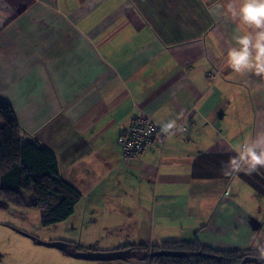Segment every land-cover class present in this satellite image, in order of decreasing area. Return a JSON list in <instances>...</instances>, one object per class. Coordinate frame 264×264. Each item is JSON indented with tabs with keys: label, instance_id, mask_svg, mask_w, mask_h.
Returning <instances> with one entry per match:
<instances>
[{
	"label": "crops",
	"instance_id": "1",
	"mask_svg": "<svg viewBox=\"0 0 264 264\" xmlns=\"http://www.w3.org/2000/svg\"><path fill=\"white\" fill-rule=\"evenodd\" d=\"M218 2L229 0H0V101L80 193L45 234L8 237L3 264H148L40 242L112 252L197 239L264 254V175L221 171L264 132V77L227 66L237 23L210 14ZM132 115L188 131L125 161L117 139Z\"/></svg>",
	"mask_w": 264,
	"mask_h": 264
},
{
	"label": "trees",
	"instance_id": "2",
	"mask_svg": "<svg viewBox=\"0 0 264 264\" xmlns=\"http://www.w3.org/2000/svg\"><path fill=\"white\" fill-rule=\"evenodd\" d=\"M0 199L16 207H32L40 213L42 226L67 219L74 211L80 193L59 174L56 156L48 148L34 142H22V131L10 105L0 101ZM23 193H32L34 202L27 204ZM75 252H84L80 246ZM160 250L178 252L177 257L160 256ZM125 260L141 254L148 264H239L245 257L255 258L253 264H264L259 251L216 252L197 239L186 242H163L148 249L145 246H124ZM207 255H217L220 260Z\"/></svg>",
	"mask_w": 264,
	"mask_h": 264
},
{
	"label": "clouds",
	"instance_id": "3",
	"mask_svg": "<svg viewBox=\"0 0 264 264\" xmlns=\"http://www.w3.org/2000/svg\"><path fill=\"white\" fill-rule=\"evenodd\" d=\"M209 12L237 23L235 46L227 52V66L236 74L264 77V0H229L226 5L218 2ZM185 131L174 119L160 128L166 137ZM233 151L235 154L222 162L221 171L225 176L264 175V132L249 136Z\"/></svg>",
	"mask_w": 264,
	"mask_h": 264
},
{
	"label": "built area",
	"instance_id": "4",
	"mask_svg": "<svg viewBox=\"0 0 264 264\" xmlns=\"http://www.w3.org/2000/svg\"><path fill=\"white\" fill-rule=\"evenodd\" d=\"M212 75H209L211 78ZM188 131L186 123L181 124ZM179 127V126H178ZM169 137L163 136L160 126L148 116L132 115L118 136V144L121 149V157L125 161L139 158L145 150L153 146H162Z\"/></svg>",
	"mask_w": 264,
	"mask_h": 264
},
{
	"label": "rangeland",
	"instance_id": "5",
	"mask_svg": "<svg viewBox=\"0 0 264 264\" xmlns=\"http://www.w3.org/2000/svg\"><path fill=\"white\" fill-rule=\"evenodd\" d=\"M0 124H2L1 119ZM24 196L25 202L34 198L32 193H24ZM19 230L34 233L32 235H42L48 229L41 225L40 213L37 209L33 208L29 211L25 207H16L0 199V263H4L1 258L4 257L10 241L8 237L15 234L16 231L19 232ZM6 257L5 255L4 258Z\"/></svg>",
	"mask_w": 264,
	"mask_h": 264
},
{
	"label": "water",
	"instance_id": "6",
	"mask_svg": "<svg viewBox=\"0 0 264 264\" xmlns=\"http://www.w3.org/2000/svg\"><path fill=\"white\" fill-rule=\"evenodd\" d=\"M44 246L54 247L56 249L67 252L70 256H73L77 259L90 260V261H112V260H125L126 252L125 251H112V252H69L67 250V245L62 242H40ZM160 256L168 257H177L180 254L174 251L160 250L157 252ZM220 260V257L217 255H207ZM255 261V258L245 257L239 264H250Z\"/></svg>",
	"mask_w": 264,
	"mask_h": 264
}]
</instances>
